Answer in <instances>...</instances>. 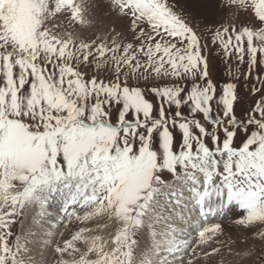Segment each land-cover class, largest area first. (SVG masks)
<instances>
[{"label":"snow or ice","instance_id":"obj_1","mask_svg":"<svg viewBox=\"0 0 264 264\" xmlns=\"http://www.w3.org/2000/svg\"><path fill=\"white\" fill-rule=\"evenodd\" d=\"M104 2L110 40L75 34L77 0H0V264H31L13 229L37 206L77 227L55 264H214L249 238L264 253V0H194L187 18L177 0ZM233 6L238 25L217 21ZM242 91L259 98L238 115Z\"/></svg>","mask_w":264,"mask_h":264},{"label":"rangeland","instance_id":"obj_2","mask_svg":"<svg viewBox=\"0 0 264 264\" xmlns=\"http://www.w3.org/2000/svg\"><path fill=\"white\" fill-rule=\"evenodd\" d=\"M78 2V1H77ZM79 3V2H78ZM227 0H224L223 4H226ZM177 10L179 11L180 9L177 8ZM237 9L235 8V6L231 7V8H226L224 10V12H222V16L221 19H223L224 23L226 25H230L233 23H236L238 25V21L236 19V16L234 15V13H236ZM186 14V18H187V14H189L188 12H185ZM239 17L240 20H244L246 17L247 18H252L253 17V13L250 11V9H244V10H240L239 12ZM220 19V20H221ZM61 23V21L57 18H53V20L50 22V26L54 25V24H59ZM66 25V22H64ZM189 23L191 24V26L198 32V34L203 33L205 30V26L204 24L201 22L200 18H196V19H189ZM92 28L89 30H85L83 32L79 31V28L76 29L75 34L81 38H96L97 36L100 37L101 40L104 39L105 36L109 37V40L111 39V37L113 35H115L116 32H121V22L120 21H112V22H108L106 25L101 26L102 23L99 22H92L90 23ZM123 24L127 25L128 21H123ZM98 25V26H97ZM101 26V27H100ZM113 26H115V31H113ZM209 27H211V25H209ZM132 39L130 32L129 33H125L124 37H117V40H123V42H130ZM210 40V37L207 36H201V43H205L207 41ZM99 42V41H98ZM209 48H211V45L209 44ZM209 71L212 75V79L214 82L219 81V82H225L229 79V64L226 63L223 59V57H219V58H214L213 56H209ZM241 96L243 99V104L242 105H237V114L239 115V111L240 108H248L250 105V102L252 100L258 99V96H244L243 91L241 92ZM38 208V206L36 207ZM233 209L235 211H237V209H235L233 207ZM27 211L25 212V214L21 217H19V223L16 224V226L14 227V232L19 235L21 237V242L25 243L27 242V247H32V248H28L29 249V254L25 255L24 258L25 260H28L29 257L33 256L34 254H36L35 252V248H37L36 250L40 249L39 246L36 247V243H34L32 240H27V236L28 233H25L22 231V229L25 230V228L28 226L29 221L26 220L25 218ZM231 215L226 216L227 219H230ZM225 218V219H226ZM223 220V228L225 229L226 227L229 229L232 222L228 221V220ZM26 221V222H25ZM219 222V221H218ZM228 222V223H227ZM25 227V228H24ZM77 230V227L75 224H70L69 227L66 229L64 227V225L62 226V229L60 230V233L63 232L64 236L61 237L60 233H59V238L58 241H62L63 239H70L71 238V234H73L75 231ZM230 231V230H229ZM24 233V234H23ZM225 235L218 237V239L221 240H228L229 237V233L228 232H224ZM244 235V234H243ZM243 235H238L241 238L243 237ZM237 236V237H238ZM236 238V237H233ZM146 241L144 239H142L140 241L141 244V249H137V255L139 256L140 251L142 250L143 246L145 245ZM144 243V244H143ZM30 245V246H29ZM32 245V246H31ZM36 245V246H35ZM35 246V247H34ZM77 246L78 247H83V245L80 242H77ZM260 246L261 243L258 239L255 238H249L246 242H243L242 239L237 240V242L235 244H226V246L221 250V252L214 258V264H234L235 261V257L233 256H229L227 254V248L228 247H232L233 251H237L240 249H245V248H249L251 247L253 249V255L248 258L245 261V264H264V253L260 252ZM55 247V245H54ZM54 247H50V248H46V251L48 253L49 256H47V254L45 255V257H43L42 263L41 264H55V260L57 259L56 254L54 253V251L52 252V250L54 249ZM52 248V249H51ZM32 250V251H31ZM33 252V253H32ZM67 258V257H66Z\"/></svg>","mask_w":264,"mask_h":264},{"label":"bare ground","instance_id":"obj_3","mask_svg":"<svg viewBox=\"0 0 264 264\" xmlns=\"http://www.w3.org/2000/svg\"><path fill=\"white\" fill-rule=\"evenodd\" d=\"M77 1L79 3H81L83 8L85 9V19L88 21H91V23L92 22H98V24H99V22H100V23H102L101 26H104L108 22H112V21L115 22L114 18H110L108 16L107 7L105 5L104 0H77ZM177 3H178V5H180L184 8L185 12L191 13L193 11L192 5L194 3V0H177ZM221 3L223 4L224 0H221ZM221 16H222V13H219L217 15V21H219L221 19ZM200 20H201V18H200ZM91 28H92L91 24L82 25V26H80L79 31L83 32V31L89 30ZM232 211H235V210L232 209ZM39 212H40L39 207L28 209L27 214H26L27 217L25 219L28 220L29 223H28V226L26 228L24 227L25 230L22 229L23 232L28 233L27 240L28 239L32 240L34 243H36L37 246L36 245L35 246L36 247L39 246V248H40L38 250H36L37 248L34 249L36 254L31 256V258H32L31 264H41L43 257H45L46 254H47V256H49L48 253L46 252V251L49 252V250H46V248L54 247V245H55L54 242L58 241V238L60 237L59 233H60V230L62 229V226H63V224L57 225V222H56V219H58L57 208L48 207L47 208L48 215H46L44 217H40L38 215ZM228 215H231V213L229 212ZM53 217H55L56 219H53ZM225 220L232 222L231 216H230V219L226 218ZM212 222H218V221H212ZM231 225H232V223H231ZM232 227H233V225L230 226L229 229L226 227L224 229V232L229 233V230ZM30 232L35 233V235H29ZM238 235L242 236L243 234L238 233L236 231L231 232L232 237H237ZM41 240L43 241V243H40ZM28 248L33 249V246L28 247ZM52 252H53V250H52ZM28 254H29V252H28Z\"/></svg>","mask_w":264,"mask_h":264}]
</instances>
